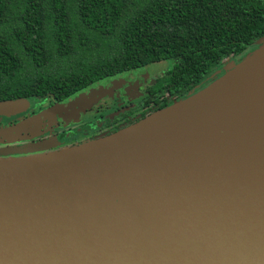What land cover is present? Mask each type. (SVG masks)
I'll return each mask as SVG.
<instances>
[{"label": "water", "instance_id": "95a60500", "mask_svg": "<svg viewBox=\"0 0 264 264\" xmlns=\"http://www.w3.org/2000/svg\"><path fill=\"white\" fill-rule=\"evenodd\" d=\"M254 45L203 88L123 129L57 151L0 157V264H264V118L247 111L230 124L228 105L184 107L263 61L264 36ZM149 71L98 79L0 133L45 114L72 117ZM234 88L223 91L235 98ZM27 105L0 101V117Z\"/></svg>", "mask_w": 264, "mask_h": 264}, {"label": "trees", "instance_id": "16d2710c", "mask_svg": "<svg viewBox=\"0 0 264 264\" xmlns=\"http://www.w3.org/2000/svg\"><path fill=\"white\" fill-rule=\"evenodd\" d=\"M262 36L264 0H0V101L58 102L167 62L146 85L143 119L219 77Z\"/></svg>", "mask_w": 264, "mask_h": 264}, {"label": "flooded vegetation", "instance_id": "af4514ba", "mask_svg": "<svg viewBox=\"0 0 264 264\" xmlns=\"http://www.w3.org/2000/svg\"><path fill=\"white\" fill-rule=\"evenodd\" d=\"M153 72L150 71L147 74H144L139 77H135L129 80L127 83H132L130 88H121L120 90H113L111 93L106 94L105 96L114 95L115 93L130 96L138 95L139 93L143 94V97L137 101H131V97L124 104H119L113 111L110 113L99 115L95 117L93 120L81 121V118L76 120L71 118L68 115L60 114L56 118L53 117L54 113L50 116V124L47 122L43 123V127H40V131L35 130L36 136L34 139L25 140L20 143L13 144L11 147L0 146V156H27V155H35L41 153H47L51 151H57L64 148H69L81 143H85L94 139H97L102 136H106L113 132H116L120 129H123L140 119H142V113L147 112L150 107V102L146 104L145 98L146 94V85L149 83L152 78ZM154 77V76H153ZM118 88V87H117ZM129 89L128 91H125ZM141 91V92H140ZM131 92V93H130ZM124 96V97H126ZM168 99V103H170L173 99ZM56 102L51 100V105L48 108H51ZM47 108V109H48ZM38 114L37 112L24 113L21 116L14 117L13 119H7L3 121V118L0 117V126L8 124L7 127L12 124L30 117L31 115ZM147 113H145L146 115ZM46 115V114H45ZM45 115H41L44 117ZM48 116V117H50ZM18 118V119H17ZM15 120V121H14ZM34 133V132H33ZM45 142V146L43 147H24L28 144H34L37 142Z\"/></svg>", "mask_w": 264, "mask_h": 264}, {"label": "bare ground", "instance_id": "6f19581e", "mask_svg": "<svg viewBox=\"0 0 264 264\" xmlns=\"http://www.w3.org/2000/svg\"><path fill=\"white\" fill-rule=\"evenodd\" d=\"M234 86H238L239 89L235 98L229 92L224 93V89L233 90ZM221 104L231 107L230 124H235L240 115L247 111L250 116L247 115V118L253 120L264 118V116H260L264 110V60L242 69L239 68L233 76L228 77L223 83L218 84L217 87L212 88L201 97L190 101L184 107H192L197 110L199 106H206L208 112L211 111V108L217 112ZM214 117L217 118L216 115Z\"/></svg>", "mask_w": 264, "mask_h": 264}, {"label": "rangeland", "instance_id": "374dc122", "mask_svg": "<svg viewBox=\"0 0 264 264\" xmlns=\"http://www.w3.org/2000/svg\"><path fill=\"white\" fill-rule=\"evenodd\" d=\"M254 49H256V46L252 47L251 51ZM239 60L240 59L234 60L232 58H227L222 63L224 66L227 64L231 65V64H235ZM165 65L167 67L168 63L162 62V63H158V64L147 65L148 70H150V73L153 72L151 78H153V76L157 75V73L160 69L165 68ZM131 85H132V83H124L123 85H121L118 88H115L113 90L118 91L122 87L123 88H130ZM113 90L106 92L105 94H103L104 96L102 95V97L97 99L95 102H93V103L90 102L91 104L86 103L83 106L78 107L77 109H75L73 112L70 113L72 115L71 118H74L76 120V122L80 118H81V121L93 120L95 117H98L99 115H104V114L110 113L119 104H124L127 100H129V97H131L132 102L137 101L143 97L142 93H139L138 95L132 96V94H134V93H131V92H130L131 93L130 96H126V94L125 95H121V94L117 95V93H115L114 95L107 96V97L105 96L106 94L111 93ZM128 90L129 89H126L125 91H128ZM124 96H126V97H124ZM27 103H28V105H27L26 110L19 111L13 117H19L24 113H30L33 111L40 113L49 107L47 105H51V104H49V103H51V101H47V102H44L42 104L29 102V101ZM57 116H59V115H54L53 117L56 118ZM48 118H50V117H43V119L41 121L39 120L40 122L37 121L34 124H31L27 127L18 129L12 133H7V134H1L0 133V146L5 145L7 147H11V146H13V144L20 143V142H23V141L29 140V139H34L36 136L35 130L40 131V127L41 126L43 127V123H45V122H47V124H50V119L48 120ZM7 126H8V124H7ZM4 127H6V125H4V126L1 125L0 129H3ZM32 137H34V138H32ZM3 157H5V156H3Z\"/></svg>", "mask_w": 264, "mask_h": 264}]
</instances>
